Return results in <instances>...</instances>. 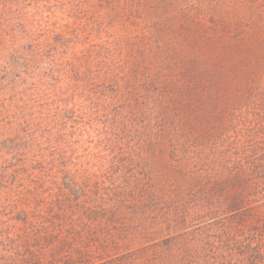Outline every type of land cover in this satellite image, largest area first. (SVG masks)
Instances as JSON below:
<instances>
[{"label":"trees","instance_id":"obj_1","mask_svg":"<svg viewBox=\"0 0 264 264\" xmlns=\"http://www.w3.org/2000/svg\"><path fill=\"white\" fill-rule=\"evenodd\" d=\"M54 26L29 89L66 109L0 144V264H264V60L78 64Z\"/></svg>","mask_w":264,"mask_h":264},{"label":"rangeland","instance_id":"obj_2","mask_svg":"<svg viewBox=\"0 0 264 264\" xmlns=\"http://www.w3.org/2000/svg\"><path fill=\"white\" fill-rule=\"evenodd\" d=\"M61 24L73 28L70 53L78 64L85 51L89 61L120 59L121 70L130 72L147 60H161L167 50L170 57L219 64L264 60V0H0V144L14 138L10 126L21 118L53 128L55 103L66 109L29 89L43 88L38 79L54 57L46 41L54 43L50 31ZM27 56L38 78L20 77Z\"/></svg>","mask_w":264,"mask_h":264}]
</instances>
